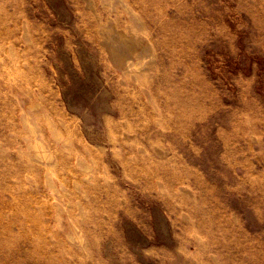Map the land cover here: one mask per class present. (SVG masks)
<instances>
[{
  "label": "rangeland",
  "instance_id": "obj_1",
  "mask_svg": "<svg viewBox=\"0 0 264 264\" xmlns=\"http://www.w3.org/2000/svg\"><path fill=\"white\" fill-rule=\"evenodd\" d=\"M0 20V264H264V0Z\"/></svg>",
  "mask_w": 264,
  "mask_h": 264
},
{
  "label": "bare ground",
  "instance_id": "obj_2",
  "mask_svg": "<svg viewBox=\"0 0 264 264\" xmlns=\"http://www.w3.org/2000/svg\"><path fill=\"white\" fill-rule=\"evenodd\" d=\"M6 27H7V24L5 23V21H3V20H0V37L2 36V34H3V38H4V40H3V43L5 44V42H6V37H5V33H4V31L6 30ZM7 40H8V38H7ZM9 41V40H8ZM7 41V42H8ZM9 58V57H8ZM11 73V72H10ZM53 144V143H52Z\"/></svg>",
  "mask_w": 264,
  "mask_h": 264
}]
</instances>
